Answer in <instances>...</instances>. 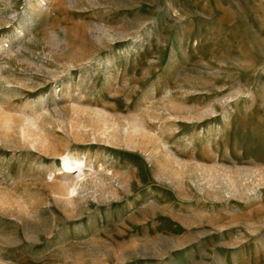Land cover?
I'll use <instances>...</instances> for the list:
<instances>
[{
    "label": "rangeland",
    "instance_id": "obj_1",
    "mask_svg": "<svg viewBox=\"0 0 264 264\" xmlns=\"http://www.w3.org/2000/svg\"><path fill=\"white\" fill-rule=\"evenodd\" d=\"M26 2L0 0V40L16 23L4 13L18 16ZM47 2L34 32L51 40L23 49L27 32L0 52V102L17 117L42 99L53 125L54 107L97 108L119 123L140 116L155 143L55 128L57 150L119 174L67 204L49 186L58 157L1 141L0 195L42 205L27 222L0 204V264H264V1ZM51 32L65 37L67 56ZM130 33L135 46L104 87L96 59L115 58ZM66 81L72 94L58 100Z\"/></svg>",
    "mask_w": 264,
    "mask_h": 264
},
{
    "label": "bare ground",
    "instance_id": "obj_2",
    "mask_svg": "<svg viewBox=\"0 0 264 264\" xmlns=\"http://www.w3.org/2000/svg\"><path fill=\"white\" fill-rule=\"evenodd\" d=\"M47 1L49 0H27L22 13L18 14V16L15 15L16 10H11L9 12L4 13V20H16V23L13 27L14 29L12 31V34L10 35L11 37H15L19 40L18 42H21V36H25V34L28 32V42H24L23 44L21 43V47L23 49H30L28 45L29 43H35L36 45L45 44L46 41L49 39L45 34L38 35V33L36 34V32H34V28L39 24V22L43 18L44 13L47 10L46 8H48ZM51 33L52 35H54L53 37L56 38V43L58 42V45H60L62 54L64 56H67V52L65 50V37L58 32ZM127 36L128 47L119 49L118 53L115 55L116 59L112 56H108L105 59H101L99 57L98 59H96V61L101 66H104V70L102 72L105 77L103 84L104 87H106L110 83V80L113 77L114 72L112 71V66L115 64V62H118L120 58L128 55L131 52V49L135 46L134 35L130 33L126 34V37ZM11 37L8 40L6 38H1L0 52L6 53L8 51L9 47L5 43L7 41H14L11 39ZM56 43L54 42L53 46ZM21 47H19V49ZM41 51L43 55L51 57L55 53L51 49V47H47V49L45 48ZM10 53L13 52L11 51ZM17 54L18 53H16V55ZM88 59V57H85L81 59L80 62L86 61ZM65 63L68 64V69H70V67L74 68L77 66L75 64H71L68 59L65 60ZM96 72L99 74L98 70ZM80 83V86L84 88L89 82L87 79L84 78ZM88 85H90V83ZM64 86L65 87L63 88H65V93H63L62 91L60 92V90H55L56 98H58V100H60L59 98L61 97H65L66 95L72 94V92H70V88L72 86L71 82L66 81L64 83ZM60 93L61 96L59 95ZM0 94L3 93L0 91ZM36 102L37 101H35L34 103L36 104ZM42 102V99H40L37 103V105H41L42 107H35V104H33L34 109L32 107L31 108L34 111L31 114H27L26 112L22 111L21 113H18L19 115H17V117L11 115L10 109H7L8 106L5 107V105L0 102V142L2 141L3 143H5L12 141L14 143L16 139V143H14L15 145L17 144V142L19 143V141H21L22 143L27 144L30 147L43 150V152H45V154L48 156L58 157L61 165L59 167H56L55 162L51 161L50 164H48L47 174L49 176H52L53 174L58 172L60 176L58 175L59 177L57 178V181L52 183L51 185L49 184V186L51 187L52 192L58 197L63 198L67 204H74V195L85 190L88 185L92 187L101 184L105 181V179H116L118 178L119 174L115 172L114 169L110 170L107 167L99 168L95 166L93 163L98 165L100 161L94 159L95 162L92 163V161L88 158V153L77 151L72 152L66 149L57 150V147L54 144L55 138L53 137L55 128H59L61 130L65 128L66 130L69 129L70 131L74 132L76 136H78V134L80 133H85L92 136V139L98 137V139L101 138L109 142H123L126 145L139 144L140 138H143V136L144 138H146L148 143H155L153 136H151L152 134L150 135L149 133V122L145 121L140 116L127 117L124 118L121 123H119L117 120L112 119L103 110L97 108L73 107L71 115L68 116L59 108L54 107V109H52V112H54L53 118L56 125H53L50 120L51 116L47 111L48 109L46 108V110L44 108L46 106L43 107V105L45 104L42 105ZM15 185L17 186L18 184ZM28 199L29 200H27V198L22 195H6L5 197L0 195V204L3 205L0 206L4 210L6 209L12 211L15 216L14 218L20 220L22 218H26L27 220H25L28 222L29 220L35 219L37 217L38 214H36V212L41 210L40 205H42V202L34 198V195H30ZM40 213L41 211L39 212V214Z\"/></svg>",
    "mask_w": 264,
    "mask_h": 264
},
{
    "label": "crops",
    "instance_id": "obj_3",
    "mask_svg": "<svg viewBox=\"0 0 264 264\" xmlns=\"http://www.w3.org/2000/svg\"><path fill=\"white\" fill-rule=\"evenodd\" d=\"M262 1H264V0H258L259 3H262Z\"/></svg>",
    "mask_w": 264,
    "mask_h": 264
}]
</instances>
